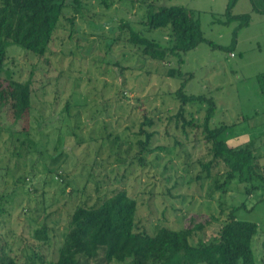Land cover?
<instances>
[{
  "label": "rangeland",
  "instance_id": "obj_1",
  "mask_svg": "<svg viewBox=\"0 0 264 264\" xmlns=\"http://www.w3.org/2000/svg\"><path fill=\"white\" fill-rule=\"evenodd\" d=\"M158 1L159 4L154 5L155 9L182 5L197 11L204 37L216 46L203 42L183 57L181 64L177 65L176 60L172 59L174 66L182 73L173 79L168 76L162 78L157 73L146 78L143 70L136 67L133 72H126L127 99L122 104L132 111L133 121L144 112L154 119L153 128H147L149 132L155 133L152 148L164 146L165 150L148 155L144 175L140 176L139 169L135 167L136 175L128 176L125 182L120 181L122 175L126 176V172H122L124 166L120 171L116 167L121 160L126 163L138 152L134 134L139 132V127L129 121L124 110L118 111V115L124 112L123 117L126 118L122 125L117 126V114L110 113L106 116L101 105L111 98L120 100L119 87L106 88V91L109 89L106 96L108 99L103 101V96L96 92H100L104 85L110 86L113 81L112 76L110 78L111 59L115 63L122 61L125 67L140 62L133 55L120 56L121 51H131L129 46H117L118 42L114 40L115 32L119 33L118 28L123 22H129L146 37L158 40L162 47H167L166 33L169 30L150 31L140 26L141 12L132 8L129 3L124 5L115 1L111 8H107L101 0H83L89 8L86 16L89 13L94 18L97 15L102 17L97 18L103 19L102 22L107 21V28L101 26L98 20L95 26L93 23L86 24L83 17L76 16L75 22L82 25L76 24L74 27L79 37L78 45H68V31L63 33V29H60L51 52L41 59L15 45L8 49L3 75L4 87L8 86V76L18 83L31 79L32 92V109L23 116L17 117L20 111L16 103L18 92L15 93V100L8 101L0 109V197L3 194L8 196L3 199L5 211L0 215V248L3 246L5 253L20 264L26 262L30 249L44 255L46 260H57L65 233V221L72 208L68 197L76 182L81 189L84 188L82 199L88 204L97 202L98 197L111 195L116 189L128 190L137 199V222L150 234L155 232L157 226L191 228L209 222L194 236L196 242L209 240L215 235L219 223L226 218L225 214H220L222 209L228 213L232 206L240 207L238 219L258 224L253 247L257 263L263 264V194L261 191L249 194L245 185L238 183L221 198V193L215 189L220 179H203L205 172H202L197 161L207 159V145L201 130L187 128L186 135L181 124L177 125L175 115L179 103L171 94L185 83L187 94L213 97L217 103V113L212 123L214 126H233L227 133L231 146L253 141L255 146L264 147V94L258 84V76L264 74V12H254L251 0H238L231 13L250 14L251 19L249 25L237 29L239 21L225 23L230 0ZM254 5L264 10V0H255ZM74 15L70 9L67 18ZM69 25L67 19L61 24L65 28H69ZM1 31L8 33L10 25H3ZM235 35L238 47L233 44ZM63 37L64 41L61 40ZM111 47V54H108ZM69 50H73L75 54L70 55ZM120 81L122 79L116 78L115 85L118 86ZM68 102L72 106V112L78 109L81 112L84 134L96 135L93 129L98 132L105 122L109 123V131L114 133L111 137L113 141L117 134H121L112 150L110 151L107 143L109 146L105 153L97 159L96 166H99V162L102 163L101 178L107 175L106 183H100L98 190L93 182L84 186L85 178L78 176L80 165L78 169L77 165L64 169L63 179L69 180V184L64 185V181L62 186V179L58 177V183L53 179L57 171L55 169L62 168L59 161L62 150L54 152L58 133H61L59 146H62L68 139L66 132L71 130L70 124L73 122V118L62 121L61 112ZM97 107L101 111V117L99 123L95 124L89 117ZM198 108L199 106L189 107V110ZM112 115L115 117L111 118ZM196 116L201 114L197 113ZM140 120L142 121L141 117ZM127 126L131 128L126 129ZM23 130H28L31 142H38L39 147H47L49 150L45 149L44 154L28 153L26 159L17 158V137L24 139L23 134H20ZM71 139L74 142L75 139ZM177 140L183 147L177 145ZM67 152L71 154L73 151ZM257 154L261 156L264 165V148L257 151ZM117 155L121 160H117ZM73 157L79 160L77 163L84 164L89 159L91 162L92 154L86 152L78 156L74 153ZM17 161L19 164L13 169ZM49 168L53 173L47 172ZM217 170L224 172L225 169L220 167ZM17 176H26L24 182L15 183ZM73 177L78 178L74 181L71 179ZM12 193L14 195L10 198ZM219 202H223L222 207ZM212 217L219 218V221H213ZM2 255L4 253L0 252V256Z\"/></svg>",
  "mask_w": 264,
  "mask_h": 264
},
{
  "label": "trees",
  "instance_id": "obj_2",
  "mask_svg": "<svg viewBox=\"0 0 264 264\" xmlns=\"http://www.w3.org/2000/svg\"><path fill=\"white\" fill-rule=\"evenodd\" d=\"M82 1L0 0V109L8 101L15 100L16 92L19 95L16 103L20 109L17 117L23 116L32 109L31 79L25 83H18L8 76L6 78L8 79V86L4 87L3 85L8 49L15 45L41 59L51 52V46L60 29H63V33L66 30L68 31L66 38L68 45L75 43L78 45L79 37L74 29L75 25L78 24L75 22L76 16L83 17L82 19L86 24L93 23L95 26L96 20H98L101 26L107 28L108 22H102L103 19H98L102 17L97 15L94 18L89 13L86 16L89 8ZM115 1H119L124 5L129 3L132 8L138 9L141 12L140 26L146 27L150 31L157 29L169 30L166 33L168 40L165 43L167 47H162L158 40L146 37L143 32L136 31V28L129 22H123L122 26L118 28L119 33L115 32L114 37L116 39L114 40L118 42L117 46L122 48L129 46V50L132 52L121 51L119 52L120 56L121 54L122 56L133 55L140 62L125 67L122 61L115 63L111 59L110 78L112 76L113 81L110 86L104 85L100 92H96V94L103 96V98L101 97L103 101L107 96V92H109V89L106 91V88L119 87L120 100L111 98L109 101H103L104 104L101 106L104 108L106 116L110 113L118 115V111L124 110L129 121L138 124L139 127V132L134 134L138 152L126 163L125 160L119 159L118 155L116 156L117 160H121L116 170L120 171L124 166L122 172H126V176L122 175L120 181L125 182L128 176L136 175L135 167L139 169L140 176L144 175L143 169L146 168L148 155L165 150L164 146L152 148L155 133L149 132L147 128H153L154 119L144 112L133 121L132 111L122 104L127 99L125 94L127 91L126 84L128 83L126 72H133L136 67L143 70L146 78L147 76L150 78L152 74L157 73L162 78L168 76L173 79L182 73L174 66L172 59L176 60L178 65L183 62V57L196 49L201 43L208 42L213 46L216 45L204 37L199 14L193 9L182 5L161 6L155 9L154 5L159 4L158 0H101V3L107 8H111ZM237 1L230 0L228 3L226 9L227 21L225 23L239 21L240 24L237 26V29H239L249 25L251 16L250 14L233 15L231 13ZM254 1L251 0L254 12L263 13L264 10L258 9L254 5ZM70 9L75 15L67 18ZM65 19L70 23L69 28L61 26ZM7 23L10 25V31L4 33L1 31V27ZM78 26L82 25L78 24ZM61 40L64 41L65 37ZM233 44H237L236 35L233 38ZM112 48L109 49L108 54H111ZM231 52L233 51L231 50ZM69 54L74 55L75 52L69 50ZM116 78L122 79L118 86L114 82ZM258 84L264 94V74L258 76ZM171 95L179 103V109L175 115L177 125L181 124V128L186 135H188L187 128L201 130V135L207 145V159L203 160V158L197 161L202 172H205L203 179H220V181L217 180L219 182L215 185V189L221 193V198L228 194L234 184L239 183L245 185V190L249 194L261 191L264 199V165L261 162V156L257 154V151L260 152L264 147L255 146L253 141L231 146L227 137L228 130L233 126L226 124L214 126L212 123L217 113V103L213 97L204 94H187L185 83L181 84ZM195 106H199V108L194 111L189 110V107ZM71 108L72 106L68 102L61 112L62 121L65 122L73 118V122L70 124L72 126H70L71 130L66 132L68 139L63 142L62 146H59L62 137H60L61 133H58L54 152L62 150L60 151V158L58 157L62 168L55 169L57 171L55 176L53 175V179H56V182L58 177L62 179V186L66 183L69 184V180L66 179V182L63 179L65 177L63 173L65 174L67 167L73 168L77 165L78 169L80 165L81 171L79 169L78 176L85 178L84 186L93 182L97 186L96 190H98L100 183H106L107 175L101 178L102 163L99 162V166H96L97 159L105 153L104 151L109 145L110 151L112 150L115 141H119V138H121V134H117L115 141H113L111 137L114 136V133L109 131V123L107 122L101 126L98 132L93 129L96 135L84 134L81 128V112H79V109L72 112ZM77 108L79 107L77 106ZM197 113H200L201 116L197 117ZM100 115L101 111L97 107L91 111L89 119L98 124ZM123 116L124 112L117 117L112 115L111 118H116L115 121L118 126L126 120ZM246 119L250 120V118ZM130 128L131 126L126 127V129ZM20 134H23L24 139L17 137V140H19L18 150L15 151L17 158L26 159L29 156L28 153H46L45 149H48L47 147H39L38 142H31L32 139H30L28 130H23ZM71 138L75 139L74 142ZM176 143L183 147L179 140ZM78 148H81L78 150L80 152L77 151ZM82 149L83 152L81 153ZM68 150L73 152L69 154ZM86 152L92 154L91 162H89V159L84 164L77 163L79 160L77 161L73 157L74 153L80 156ZM18 164L19 161L15 163L13 169ZM220 167L225 169L224 172L217 170ZM52 171L49 168L47 172L53 173ZM25 177L17 176L15 183L16 181L24 182ZM77 178L73 177L71 179L76 181ZM80 189L79 183L76 182L68 197L72 202V208L65 221V233L57 260H46L44 255L30 249V254L24 264H258L253 247L254 238L258 233V224L238 219L237 212L240 207L232 206L228 213L222 209L220 214H225L226 218L219 223L215 235L209 240L196 242L193 239L194 236L198 231L204 229L205 223L209 224V222L200 223L191 228L175 229L167 226H157L155 232L150 234L139 226L137 222V199L130 195L125 188L116 189L109 196L98 197V201L93 204H88L82 199L84 188ZM13 195L12 193L10 198ZM4 198H8V196L3 194L0 197V215L5 211L3 207ZM219 203L223 204V202ZM212 219L213 221H219V218L216 217H212ZM0 252L4 253L0 256V264H20L16 259L5 253L3 246H1ZM262 261L264 264V258Z\"/></svg>",
  "mask_w": 264,
  "mask_h": 264
},
{
  "label": "crops",
  "instance_id": "obj_3",
  "mask_svg": "<svg viewBox=\"0 0 264 264\" xmlns=\"http://www.w3.org/2000/svg\"><path fill=\"white\" fill-rule=\"evenodd\" d=\"M238 45H239V42H238V39H237V44H236V46L238 47ZM231 56H232V54H231Z\"/></svg>",
  "mask_w": 264,
  "mask_h": 264
}]
</instances>
